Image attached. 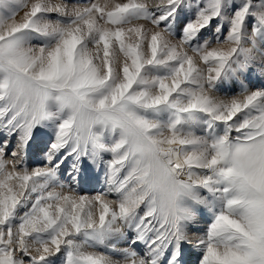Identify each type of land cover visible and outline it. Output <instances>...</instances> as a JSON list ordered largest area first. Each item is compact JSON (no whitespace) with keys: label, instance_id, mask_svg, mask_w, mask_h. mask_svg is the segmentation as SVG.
<instances>
[{"label":"snow or ice","instance_id":"obj_1","mask_svg":"<svg viewBox=\"0 0 264 264\" xmlns=\"http://www.w3.org/2000/svg\"><path fill=\"white\" fill-rule=\"evenodd\" d=\"M256 70L264 0H0V264H264Z\"/></svg>","mask_w":264,"mask_h":264},{"label":"rangeland","instance_id":"obj_2","mask_svg":"<svg viewBox=\"0 0 264 264\" xmlns=\"http://www.w3.org/2000/svg\"><path fill=\"white\" fill-rule=\"evenodd\" d=\"M208 35V33H205ZM249 87L255 88L260 87L264 84V76L261 75L259 70L253 71L249 74L247 80L245 81ZM235 87V86H234ZM234 89H226V91L231 94ZM51 139V133L44 128H37L33 134V139L29 146V156H28V164L29 166H34L36 163H39L42 159V154L47 148V144ZM13 144L15 143V137H13ZM71 163V158L65 162V167ZM101 187V184L96 181V173L91 168H85V171L82 176L80 189L82 191L92 193L98 191ZM206 225V220H201V222L197 225V228L203 229Z\"/></svg>","mask_w":264,"mask_h":264}]
</instances>
